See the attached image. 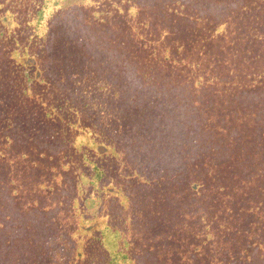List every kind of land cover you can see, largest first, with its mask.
Returning a JSON list of instances; mask_svg holds the SVG:
<instances>
[{
    "label": "trees",
    "instance_id": "1",
    "mask_svg": "<svg viewBox=\"0 0 264 264\" xmlns=\"http://www.w3.org/2000/svg\"><path fill=\"white\" fill-rule=\"evenodd\" d=\"M5 4L0 12V126L10 141L32 137L38 148L52 153L73 143L72 153L83 154L91 170L92 191L85 196V212L75 200L69 225L76 220V228L67 232L63 223L36 225L33 231L25 218L10 213L12 200L0 203V264H198L202 254L206 264H264V255L253 257L255 249L264 253V216L252 219L244 208V215L231 221L228 204L243 198L242 193L233 198L223 176L209 180L189 172L219 166L237 133L229 130L228 113L237 121L255 103L257 94L248 88L230 93L226 85L233 70L224 74L222 60L210 49L226 27L241 26L251 12L248 1ZM43 57L51 62L46 70L57 99L50 103L36 96L46 106L41 113L26 107L14 111L17 98L32 99L36 87L47 86ZM106 104L111 105L108 111ZM83 107H98L123 145L96 137L107 129L102 119L92 121L94 129L91 121L81 127L75 114ZM59 135L65 140L58 142ZM106 154L118 159L111 168L120 180L128 176L127 188L105 182L108 174L100 158ZM160 179H174L168 192L162 182L158 189ZM108 192L119 208L106 219L100 207ZM207 209L215 212L216 226L205 221L212 214Z\"/></svg>",
    "mask_w": 264,
    "mask_h": 264
},
{
    "label": "rangeland",
    "instance_id": "2",
    "mask_svg": "<svg viewBox=\"0 0 264 264\" xmlns=\"http://www.w3.org/2000/svg\"><path fill=\"white\" fill-rule=\"evenodd\" d=\"M100 1H103V3L110 2V0ZM247 1L251 12L248 16H244L246 19H244L241 26L237 29L226 27L225 35L220 40L216 39L210 42V49L213 50L215 59L222 60L223 67L226 69L224 74H228L230 69L233 70L232 73L230 72L231 74H228L226 85L230 93L240 91L242 87L248 88L257 94L253 97L255 103L246 107L237 121H234L235 116L233 113H228V119L231 123L229 130L237 129V133L231 135V139L235 137V141L229 148L224 149L225 154L220 160L219 166L216 165L214 171H204L205 167H194L189 171L200 177H202L201 174H204L203 178L209 180L217 176H223L232 187L229 192L233 198L240 192L242 193L243 198L233 200L228 204L226 216L231 221L239 215H244L242 214L244 208L247 209L245 215L252 219L261 221L262 216H264V13H261L264 9L259 8L264 4V1ZM5 2L6 0H0V12L5 10ZM19 15H21V12H19ZM22 23L27 24L26 20H22ZM46 25H44V28ZM216 46L218 47L216 48ZM47 64H51V62L47 63V59L43 57L40 60V68L43 69L42 76L46 79L47 86L36 87L37 93L32 99L21 100L17 98L15 105L12 107L14 111L21 112L26 107L30 110L34 109V113H41V110H44L46 106L42 107L43 104H38L36 96L46 98L50 103L57 99L56 90L49 81L50 75L46 70ZM110 106V104H106L105 109L108 111ZM101 117L102 113L98 107H87L86 109L83 107L81 112L75 114L76 122L81 127L84 126L85 122L86 126L88 121H91L89 128H93L92 121L100 123ZM101 124L106 126L107 129L96 137H99L101 141L103 138L107 139L111 146L123 145L121 137L112 134L110 120L106 122L102 119ZM7 134L8 131L0 126V203H10L9 201L12 200L10 213L18 216L21 221L25 218L28 225L33 227V231L36 225L46 227L58 223L61 227L63 223L66 232L75 229L76 220H72V224L69 225V213L75 211L73 207L76 203L85 212V196L91 195L90 191H92L89 184L91 170L84 166V155L72 153L76 148L73 143L71 145L65 143L62 145V149L52 153L46 147L38 148L32 141V137L21 135V142H15L10 141ZM64 140L65 138L58 136V142ZM239 142L243 145H240L238 149L236 147ZM242 147L245 148L242 149ZM68 148H71L72 151ZM253 156L258 158L256 159ZM245 157L248 158L242 159ZM100 160L106 170V177L108 174V178L104 179L105 182L117 183L118 186L127 188L128 180L126 179L128 176L120 180L116 174L117 172L111 168L116 165L118 159L112 154H106ZM258 164L261 165V168H257ZM245 165L248 168H242ZM258 169L261 170L256 171ZM160 171L162 174L167 173L161 167ZM150 173H153V171H150ZM250 175H253L254 178H249ZM256 177L259 180H255ZM173 180L160 179L157 183L158 189H160L159 183L162 182V189L168 187L166 189V192H168ZM107 194L109 192L101 196L104 206L100 207L101 217L106 219L119 208V201L116 200V196ZM221 194L224 195L225 190H222ZM93 195L97 196V192L94 191ZM75 200L77 202L74 204ZM207 211L210 210L207 209ZM210 213L212 214L205 215L204 219L206 222L211 220L210 225L216 226L217 216H213L215 212L210 211ZM2 214L3 212L0 211V219ZM40 219L42 222H39ZM218 234L219 230L214 229L216 239H218ZM166 248L171 249V246ZM155 251L159 250L155 249ZM9 254L11 255V252ZM263 255L264 253L261 250L255 249L253 251L254 258L260 259ZM206 263L207 255H200L198 264Z\"/></svg>",
    "mask_w": 264,
    "mask_h": 264
}]
</instances>
